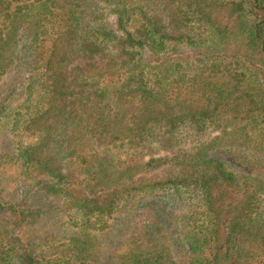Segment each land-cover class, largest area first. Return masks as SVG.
<instances>
[{
    "label": "trees",
    "instance_id": "16d2710c",
    "mask_svg": "<svg viewBox=\"0 0 264 264\" xmlns=\"http://www.w3.org/2000/svg\"><path fill=\"white\" fill-rule=\"evenodd\" d=\"M3 87L0 264H264V0H0Z\"/></svg>",
    "mask_w": 264,
    "mask_h": 264
},
{
    "label": "rangeland",
    "instance_id": "374dc122",
    "mask_svg": "<svg viewBox=\"0 0 264 264\" xmlns=\"http://www.w3.org/2000/svg\"><path fill=\"white\" fill-rule=\"evenodd\" d=\"M4 89H5L4 87L0 88V97L4 96L5 94V93L3 94ZM6 116H8V114ZM9 129H10V121H9V118L6 117L5 119H3L2 123H0V157L1 156L8 157V156H13L15 154L14 140L12 136L10 135ZM159 172H161V170ZM159 172H156L155 174ZM19 177H20V174H19ZM19 177L18 176L15 177V180L19 179ZM46 225H47V222L38 223L37 226L34 227L35 229H37L35 230V232H42L43 228L48 229ZM63 238H67V237L65 236ZM61 239H62V235H60L58 231H54V230H51L48 233V238H46L49 244H55L56 242H58V240H61ZM95 240L96 242H100L98 238H95Z\"/></svg>",
    "mask_w": 264,
    "mask_h": 264
}]
</instances>
